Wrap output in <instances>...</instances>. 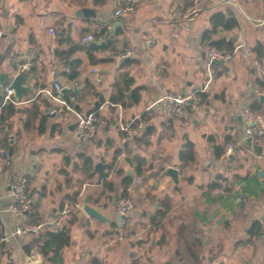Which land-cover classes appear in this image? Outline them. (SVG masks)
<instances>
[{
    "label": "crops",
    "instance_id": "crops-1",
    "mask_svg": "<svg viewBox=\"0 0 264 264\" xmlns=\"http://www.w3.org/2000/svg\"><path fill=\"white\" fill-rule=\"evenodd\" d=\"M222 1L201 0L199 14L188 18L185 12L193 0H142L134 12L119 17L114 10L120 0H0V26L6 31L0 73L25 72L23 83L30 87L16 104L12 126L0 128V145L9 135L14 147L9 165L0 158V264H264V192L257 183L264 179V139L258 144L245 140L241 116L255 101L264 108L258 94L264 78L251 58L264 61L250 51L259 42L264 45V0ZM83 8L94 9L95 17L79 16ZM217 11L232 12L239 27L221 29L205 42L203 34L212 28L211 16ZM112 21L121 23L113 41L96 52L111 59L92 64L90 47L110 37ZM102 24L107 37L83 41ZM221 38H235L236 46L243 41L248 52L240 48L225 66H208L207 50ZM66 46H73L74 57L82 60L74 82L78 110L97 107V132L88 142L72 137L73 112L48 115L40 130L45 104L58 106L47 90L58 79L72 83L56 54ZM126 50L132 56L121 58ZM122 74L134 79L128 100L137 89L138 101L111 102L113 84ZM199 88L207 96L199 113L188 110L185 118L176 119L160 107L147 110L162 94ZM144 111H150V119L129 138L121 126L134 125ZM151 127L149 143L138 145L134 138ZM187 138L194 142L196 159L183 165L180 151ZM231 141L235 152L217 157V146L225 148ZM138 154L149 162L140 177L131 163ZM85 158L91 159L87 167ZM97 163L104 167L96 170ZM169 166L179 169V184L163 176ZM101 172H110L107 181L114 182L116 192L98 182ZM126 174L134 177L129 197L135 207L122 224L89 217L81 207L85 198L118 214L116 193L123 190ZM20 176L27 177L33 206L43 218L41 234L47 229L69 231L70 244L49 257L38 247L26 251L41 234H14L26 219L10 209L11 184ZM255 221L261 230L252 237L248 230Z\"/></svg>",
    "mask_w": 264,
    "mask_h": 264
},
{
    "label": "built area",
    "instance_id": "built-area-1",
    "mask_svg": "<svg viewBox=\"0 0 264 264\" xmlns=\"http://www.w3.org/2000/svg\"><path fill=\"white\" fill-rule=\"evenodd\" d=\"M142 0H120L117 7L114 10V16L119 17L122 15H127L136 10L138 5ZM223 3H228L227 0H223ZM201 11V0H193V3L188 7L185 12L186 17H193L199 14ZM6 31L0 26V47L3 38L5 37ZM93 40V35L89 34L83 38V41ZM245 47V43L240 42L233 51H228L226 49H218L216 47H210L207 50V64L211 66L213 60H220L225 63L230 62L234 58V54L240 49ZM248 54V53H247ZM132 56V51L126 50L121 54V58H127ZM251 62L259 72L262 78H264V64H262L257 59H252ZM28 64L24 66L26 69ZM94 72H98V69L94 68ZM101 77H97V81H100ZM75 83H62L60 79L56 80L52 89L47 90L48 94L58 103V106H53L49 108L48 114L55 115L59 112H73L77 116L76 123L74 124L72 130V137L78 142H88L93 139L97 132L98 115L97 111L80 112L78 110L79 100L76 92L71 91L72 95L70 99L63 98V90L65 88L73 89L75 88ZM205 88H199L188 94H171L166 93L160 95L147 110L153 109L155 107H160L163 113L170 117L176 119L185 118L188 110L192 113H199L205 105V100L203 99L202 93ZM2 101L0 107L8 102H13L15 104L19 103V98L16 97L15 88L11 83H6L2 90ZM260 96H264V90L258 91ZM242 119L245 123V140H249L252 144H258L262 139H264V117L260 113H256L250 109H244L241 113ZM133 122L129 124L122 125L121 129L126 131L129 138H133L138 134L139 129L142 127V123L137 126L132 125ZM236 150L235 142H228L225 145L224 152L222 154L223 158L229 157ZM0 158L9 165L12 161V154L8 147L0 146ZM11 206L10 209L17 216L26 217L25 221L19 222L16 226L14 234L24 235V234H36L40 235L44 227L43 222H31L28 218L30 214L36 212L33 206V201L29 195L28 191V179L26 176H20L11 184ZM135 207V202L127 197L120 199L115 207L118 214L127 215ZM264 237V230L262 232Z\"/></svg>",
    "mask_w": 264,
    "mask_h": 264
},
{
    "label": "trees",
    "instance_id": "trees-1",
    "mask_svg": "<svg viewBox=\"0 0 264 264\" xmlns=\"http://www.w3.org/2000/svg\"><path fill=\"white\" fill-rule=\"evenodd\" d=\"M211 24L212 28L210 30H207L203 34V41L208 42L213 38V35L217 33L221 29L225 30H234L239 27V22L236 19L235 15L232 12H224V11H217L211 16ZM93 40H101L107 37L108 35V28L105 24H102V27L99 30H95L93 32ZM236 39L235 38H221L218 40H213V46L218 49H226L228 51H233L236 47ZM109 44L105 45H97L93 43L90 47V53H89V58L92 64H98L101 62H106L110 61L111 58L108 57H98L96 55V52L99 50H104L109 48ZM251 53H255L257 57L261 60L264 61L263 56H264V45L262 43H258L256 46L251 48ZM76 53V49L73 46H66L64 48H58L57 49V57L60 59V61L63 63L65 66V69L63 71L64 76L67 78L68 81H71L72 83L77 82L80 75H81V64L82 60L80 58H75L74 54ZM264 64V62H262ZM25 73V72H24ZM23 73L24 77L25 74ZM134 83V79L128 75H120L119 78L115 81L113 84V94L111 96V102L112 103H127L130 102H136L139 100V96H137L136 92L137 89H134L131 91V97L128 100V92H130L131 87ZM260 83L263 85L264 80L261 79ZM72 93L69 92H64L63 98L65 99H70V96ZM203 99L206 100V94L203 92L202 93ZM46 112L43 113V118H42V125L40 127L41 131H44V125L46 122V119L48 117V110L51 108V104L46 103ZM252 108H249L250 110H253L256 113H263L264 108L263 104L261 102L255 101ZM2 111L0 113V128L3 129L5 127H11L12 126V121L14 116L17 114L18 107L15 103L13 102H8L4 104L2 107ZM78 109L80 110V106L78 105ZM94 111H97V107L93 109ZM92 110V111H93ZM150 111H144L143 115L139 118V120L135 121L134 126L140 124L141 122H147L150 119ZM98 115V113H97ZM152 130L153 128H145L144 131L142 132L141 136L135 137L134 140H136L138 145H143V144H148L150 141V137L152 135ZM11 139L9 135H5V137L1 141L0 146H6L10 150H12L14 147L11 144ZM228 143V142H227ZM126 149L128 151L129 155L131 154V150L128 148V144L126 145ZM257 151L260 152V148L257 147ZM224 152V147L217 146L216 148V155L217 157H220ZM131 159L132 156H129ZM196 159V151H195V145L194 142L190 139H186V141L183 144V147L180 151V160L183 163V165H187L190 163H193ZM91 162L90 158H85V165L87 167V164ZM133 167H134V172L137 176H143L148 170V160L138 154L133 157V160L131 161ZM110 172H101L99 175L98 182H104V187L105 190L114 193L117 191V188L114 184V182H109L107 181V177L109 176ZM133 175H125L122 179V185H123V190L119 193V198H127L130 196V188L133 185ZM259 189L261 192H264V179L263 181L258 180L257 181ZM111 200L114 199V196L111 194L110 196ZM130 198V197H129ZM164 213H161L163 215ZM30 221L31 222H43V218L41 217V214L39 212V208H36V212L33 214H30ZM255 230V231H254ZM261 230V223L258 221H255L251 224L248 232L252 237L255 236V234L260 233ZM2 232L0 229V251L3 249V243H2ZM71 241V237L69 234V231L67 228H61L58 230H51L47 229L45 232H43L40 236L35 237L32 242L27 245L26 251L29 253L31 252L32 248L38 247L43 255L45 257H49L50 253L52 251L58 252L60 249L65 247L66 245H69ZM1 262V259H0Z\"/></svg>",
    "mask_w": 264,
    "mask_h": 264
},
{
    "label": "water",
    "instance_id": "water-1",
    "mask_svg": "<svg viewBox=\"0 0 264 264\" xmlns=\"http://www.w3.org/2000/svg\"><path fill=\"white\" fill-rule=\"evenodd\" d=\"M77 14L79 16H86V17H95L96 12L92 8H83L81 10H78ZM110 21V20H109ZM120 22H113L112 21V28L110 30L111 35L108 39L103 41H96L97 44H106L109 42H112L115 37V29L120 25ZM2 58V56H0ZM214 64H219L221 66H225V62L220 60H213ZM24 75L22 73L17 74L16 76H11L7 72L0 73V103L2 101V90L5 85V83H11L12 86L15 88L16 97L20 98L21 94L28 91L30 89L29 86H25L24 83ZM74 91L76 93L79 92L78 88H65L63 92H71ZM262 100H264V96L261 97ZM249 141V140H248ZM104 165L102 163H97L95 165L96 170H100L103 168ZM163 176H169L172 181L175 184L180 183V171L176 166H169L163 170ZM116 201H119V194L116 193ZM82 209L86 212V214L94 218L98 221L106 222L107 224H110L112 222H118L119 224H122V222L125 220L126 215L124 214H116L113 211H106L101 206H95L89 202L88 198H85L83 203L81 204ZM54 216V214H52Z\"/></svg>",
    "mask_w": 264,
    "mask_h": 264
},
{
    "label": "rangeland",
    "instance_id": "rangeland-1",
    "mask_svg": "<svg viewBox=\"0 0 264 264\" xmlns=\"http://www.w3.org/2000/svg\"><path fill=\"white\" fill-rule=\"evenodd\" d=\"M133 201H135L132 197H130Z\"/></svg>",
    "mask_w": 264,
    "mask_h": 264
}]
</instances>
